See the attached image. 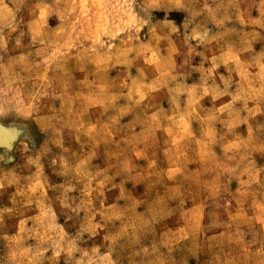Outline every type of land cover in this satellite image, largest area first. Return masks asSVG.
Segmentation results:
<instances>
[{
	"label": "rangeland",
	"instance_id": "1",
	"mask_svg": "<svg viewBox=\"0 0 264 264\" xmlns=\"http://www.w3.org/2000/svg\"><path fill=\"white\" fill-rule=\"evenodd\" d=\"M262 4L0 0V261L259 264Z\"/></svg>",
	"mask_w": 264,
	"mask_h": 264
},
{
	"label": "clouds",
	"instance_id": "2",
	"mask_svg": "<svg viewBox=\"0 0 264 264\" xmlns=\"http://www.w3.org/2000/svg\"><path fill=\"white\" fill-rule=\"evenodd\" d=\"M262 7H264V4H262ZM260 26L264 27V13H262L261 18H260ZM218 258H213L210 261V264H225L223 256H224V251L223 249H218ZM230 256V264H252L251 260H245L244 254L240 253L234 257H231V254L229 253ZM0 264H4V262L0 261ZM172 264H186V261H181V260H175L172 262ZM259 264H264V258H262L259 262Z\"/></svg>",
	"mask_w": 264,
	"mask_h": 264
},
{
	"label": "bare ground",
	"instance_id": "3",
	"mask_svg": "<svg viewBox=\"0 0 264 264\" xmlns=\"http://www.w3.org/2000/svg\"><path fill=\"white\" fill-rule=\"evenodd\" d=\"M14 136H15L14 128H9V127L6 128L0 125V145L8 147L9 143L12 141Z\"/></svg>",
	"mask_w": 264,
	"mask_h": 264
}]
</instances>
